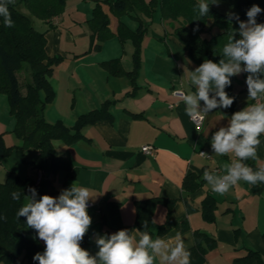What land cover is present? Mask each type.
Here are the masks:
<instances>
[{"label": "crops", "instance_id": "1", "mask_svg": "<svg viewBox=\"0 0 264 264\" xmlns=\"http://www.w3.org/2000/svg\"><path fill=\"white\" fill-rule=\"evenodd\" d=\"M87 2H93L91 9L98 2L106 13L110 35L99 42L98 48L88 50L87 20L92 10L69 13L67 8V15L64 12L46 22L47 28L42 30L46 55L60 56V60L48 78L54 97L45 106L44 119L49 123L60 120L71 127L77 116L108 100L112 101L108 106L110 117L82 126L80 135L72 141H52L56 154L68 162L66 169L50 172L32 167L30 174L21 177L33 179L34 188L50 191L53 197L74 182L90 191L93 199L88 203L92 206L87 210L92 224L81 247L91 255L99 250L95 243L98 236L138 229L134 225L137 201L159 197L172 203L170 207L164 201L155 205L149 225L153 239L160 230L158 236L164 239L180 232L192 256L196 232L204 233L214 239V246L206 248L200 264H264V184L252 186L240 181L220 195L202 178L205 170L223 174V164L232 160L231 155H215L212 135L228 126L233 113L264 102V97L248 99L247 75L241 73L232 84V106L210 111L202 127L196 128L185 113V104L173 94L176 90L195 91L189 72L198 67L174 35L178 22L168 19L166 27L168 20L161 18L158 29L146 27L133 75L134 45L129 38L119 39L117 27L122 22L134 30L138 26L135 16L117 15L103 0ZM141 13L137 11L135 15L140 17ZM112 59H116L114 66H105L104 62ZM260 140L258 156L264 162V135ZM144 144L154 147L153 155L140 150ZM201 150L208 157L201 155ZM29 152L23 165L37 159V150ZM4 166L17 171L15 166ZM188 174L195 176L194 187L184 183ZM206 196L215 204L212 221L202 216V200ZM153 220L157 222L154 224ZM198 239L206 246L203 237ZM251 250L256 256L251 257Z\"/></svg>", "mask_w": 264, "mask_h": 264}, {"label": "trees", "instance_id": "2", "mask_svg": "<svg viewBox=\"0 0 264 264\" xmlns=\"http://www.w3.org/2000/svg\"><path fill=\"white\" fill-rule=\"evenodd\" d=\"M103 1L117 15L130 14V12L136 14L137 11L151 15L152 6L159 5L163 19L178 22L174 35L185 46L187 56L198 66L205 59L219 62L231 31L236 30V39L240 38L238 23L235 19H229L230 13L236 14L239 20H247L246 13L253 4L264 9V0H206L209 4V13L199 17L196 10L198 0H150L148 4L143 0ZM20 2L32 15L48 22L63 10L65 0H13L8 5L14 22L12 27H5L4 18L0 16V92L7 95L9 112L14 119L13 131L23 140L24 145L37 150L36 168L56 172L66 169L68 162L56 154L52 141L54 139L72 141L80 135L82 126L109 118L108 106L112 101H105L99 108L77 116L71 127L65 126L60 120L49 123L44 119L45 106L54 97V90L48 78L60 56L46 55L44 31L34 28L31 17L18 7L17 4ZM135 14V18L138 19ZM138 20V26L134 30L129 29L122 22H119L117 27L119 39L124 41L129 38L134 45V70L131 72L133 75L138 68L141 40L146 31V26L140 19ZM256 20L257 23H264V11L256 17ZM87 22L90 28L88 50L96 49L100 46L99 42L110 35L108 16L101 10L98 2L93 7ZM115 61L116 59H112L104 64L112 68ZM22 69L29 72V80L24 83V91L18 77ZM235 80L236 76L231 77L232 83L225 89L230 97H233L232 84ZM11 148L5 144L0 133V163L10 153ZM246 163L255 169L254 161L249 160ZM194 177L193 174H188L184 183L194 187L196 185ZM29 188H34V180L29 177L23 178L14 170H7L5 179L0 181V262L39 264L38 261L33 260V257L38 252L43 253L45 245L38 238H31L28 235L26 217L18 218L16 215L26 203L25 196ZM35 189L37 200L43 195L50 194V191ZM14 191L21 193L19 201L12 199L11 193ZM160 201H164L169 207L172 203L171 200H162L159 197L137 201L134 225L139 230L150 233L151 214ZM214 207V201L210 196L203 198L201 210L205 220H213ZM145 223L146 228H144ZM161 233L162 230L157 236ZM199 236L204 238L206 246L202 245ZM212 246H214L213 238L196 232L195 253L190 256V264H200L206 248ZM256 254L255 251H250L251 257Z\"/></svg>", "mask_w": 264, "mask_h": 264}, {"label": "clouds", "instance_id": "3", "mask_svg": "<svg viewBox=\"0 0 264 264\" xmlns=\"http://www.w3.org/2000/svg\"><path fill=\"white\" fill-rule=\"evenodd\" d=\"M12 2L0 0V16L4 18L5 27L14 24L8 8ZM196 10L199 17L206 16L209 4L206 0H198ZM262 11L264 9L253 4L246 13L247 21L230 13L229 19H235L239 24L240 38L236 39V30L231 31L218 63L205 59L194 71H188L194 92L174 93L185 104V113L193 121H202L214 109L231 107L234 97H230L225 89L231 85V77L241 73L248 74V99L256 101L264 97V23L256 20ZM262 135L264 102L236 111L228 126L220 127L212 135L211 147L215 155L235 157L223 164V174L203 172L202 178L213 192L224 195L240 181L252 186L264 184V162L258 156ZM249 160L256 162L255 169L246 163ZM29 192L31 195L25 196L27 202L16 215L26 217L27 226L44 242L43 253L38 252L33 257L39 264H190L191 253L180 232L170 239L159 236L153 239L148 231L122 229L98 236L95 243L99 250L91 255L81 247L92 224L87 210L88 201L93 199L90 191L74 182L58 197L43 195L37 200L36 189L29 188ZM11 196L19 201L21 193L14 191ZM163 220L162 217L161 222Z\"/></svg>", "mask_w": 264, "mask_h": 264}, {"label": "rangeland", "instance_id": "4", "mask_svg": "<svg viewBox=\"0 0 264 264\" xmlns=\"http://www.w3.org/2000/svg\"><path fill=\"white\" fill-rule=\"evenodd\" d=\"M148 3H149V1L146 2V4H148ZM17 5L20 8V10L24 11L26 14H28L31 17V20H32V23H33V26L35 29L42 31L45 28H47L46 21H44L40 17L32 15L28 11V9L24 6L23 3L20 2ZM92 6H93V2L91 4H89L87 2V0H65L63 10L58 15H61L62 13H64L67 8H69V11H68L69 13H71V12H73V13H78V12L79 13H85L86 10H88V12L90 13V11L92 10L91 9ZM152 7L153 8H152V14L151 15H147L144 12H142L141 15L139 14L140 17H137V18L142 21L144 26H146V27L150 26V27H152V29H154V28L158 29V27H161L160 21L162 18L160 6L159 5H156V6L153 5ZM89 13H87V14L89 15ZM130 13L133 15L135 14L134 12H130ZM65 15H67L66 12H65ZM152 15H153V18H152ZM138 19H136V21H137L136 26L138 25V21H139ZM166 20H168V19H166ZM169 20H171V19H169ZM169 20L165 22L164 26H166V27L168 26L167 22H169ZM171 21H173V20H171ZM241 21H247V20L243 19ZM85 26L88 27L87 24ZM136 26L134 25V27H136ZM238 26H239V24H238ZM75 29L76 28H74V30ZM146 31H145V34H146ZM142 40H143V38H142ZM18 77L20 80V84L23 88L24 83L29 80V72L26 71L25 69H22L18 73ZM23 91H24V88H23ZM13 127H14V119L12 118V116L9 112V103L7 100V95L4 92H0V133H2V135H3V138L5 140V144L12 147L10 153L4 158L5 159L4 164L7 166H15L16 170H17L16 172L20 176H23L27 172H28V174H30L31 168L35 167V163L37 161L35 159L32 164L29 163V165H23L22 160H25L26 158H28V154L30 153L29 151H32V150L34 151V149L31 146L24 145L23 140L19 136H17L16 133L13 131ZM27 150H28V152L25 153ZM27 161H29V160H27ZM4 164L0 163V181H3L5 179V172L7 170H11V169L6 168L4 166ZM25 201H26V199H25ZM28 235L31 238L38 237L36 231L32 228H29V227H28ZM0 264H18V262L6 263V262L2 261V262H0Z\"/></svg>", "mask_w": 264, "mask_h": 264}, {"label": "built area", "instance_id": "5", "mask_svg": "<svg viewBox=\"0 0 264 264\" xmlns=\"http://www.w3.org/2000/svg\"><path fill=\"white\" fill-rule=\"evenodd\" d=\"M181 90H176V91H173V94L175 93V94H178L179 92H180ZM175 96H177L178 97V95H175ZM203 106L204 105H202L201 106V108H203ZM205 119V118H204ZM204 119L202 120V121H199V120H197V121H193L192 119H190L191 121H192V123L195 125V127L196 128H201L202 127V125H203V123H204ZM140 150L143 152V153H145L146 155H153L154 154V151H155V149H154V147L152 146V145H150V144H144V145H141V147H140ZM199 153L201 154V153H204L205 154V152L204 151H199ZM202 155V154H201ZM203 156H206V157H208V155H203ZM232 159H235V157L234 156H232ZM214 171L215 172H218V169H214ZM40 177H41V174H39V176H38V179H40ZM89 206H92V203H88V207Z\"/></svg>", "mask_w": 264, "mask_h": 264}]
</instances>
